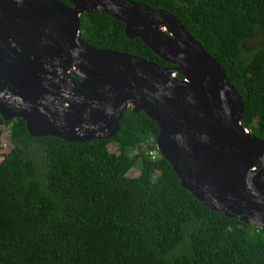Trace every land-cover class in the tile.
<instances>
[{
  "label": "trees",
  "instance_id": "16d2710c",
  "mask_svg": "<svg viewBox=\"0 0 264 264\" xmlns=\"http://www.w3.org/2000/svg\"><path fill=\"white\" fill-rule=\"evenodd\" d=\"M140 1L174 15L220 63L241 96L240 122L263 137L264 0ZM79 34L172 65L107 12H82ZM158 128L127 107L114 134L65 140L31 135L22 117L0 113V264H264L263 227L210 208L158 151L151 157Z\"/></svg>",
  "mask_w": 264,
  "mask_h": 264
},
{
  "label": "water",
  "instance_id": "95a60500",
  "mask_svg": "<svg viewBox=\"0 0 264 264\" xmlns=\"http://www.w3.org/2000/svg\"><path fill=\"white\" fill-rule=\"evenodd\" d=\"M68 1L0 0L3 118L22 117L31 135L84 141L114 134L127 107L143 110L157 122V150L183 187L264 228V136L240 122L241 96L220 63L162 8ZM84 11L122 20L127 36L172 65L90 44L79 34Z\"/></svg>",
  "mask_w": 264,
  "mask_h": 264
},
{
  "label": "rangeland",
  "instance_id": "374dc122",
  "mask_svg": "<svg viewBox=\"0 0 264 264\" xmlns=\"http://www.w3.org/2000/svg\"><path fill=\"white\" fill-rule=\"evenodd\" d=\"M261 40V37L260 35H255L254 37L250 38L247 43H246V47L251 49L253 47H255L258 43V41ZM2 128H4V131L2 132V136H1V142H2V149H1V152H5L9 149L10 145H11V142L9 140V137H8V128L4 125H2ZM108 148L112 151H118L117 150V146L114 142H110L108 144ZM138 173V169L135 168V167H132L130 168V170L128 171V175H135Z\"/></svg>",
  "mask_w": 264,
  "mask_h": 264
},
{
  "label": "built area",
  "instance_id": "2783aa9c",
  "mask_svg": "<svg viewBox=\"0 0 264 264\" xmlns=\"http://www.w3.org/2000/svg\"><path fill=\"white\" fill-rule=\"evenodd\" d=\"M148 153L151 155V157H155L157 154V149H149Z\"/></svg>",
  "mask_w": 264,
  "mask_h": 264
},
{
  "label": "clouds",
  "instance_id": "9594fccd",
  "mask_svg": "<svg viewBox=\"0 0 264 264\" xmlns=\"http://www.w3.org/2000/svg\"><path fill=\"white\" fill-rule=\"evenodd\" d=\"M158 151V150H157Z\"/></svg>",
  "mask_w": 264,
  "mask_h": 264
}]
</instances>
